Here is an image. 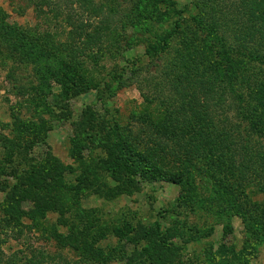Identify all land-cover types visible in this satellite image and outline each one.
<instances>
[{"label": "rangeland", "instance_id": "rangeland-1", "mask_svg": "<svg viewBox=\"0 0 264 264\" xmlns=\"http://www.w3.org/2000/svg\"><path fill=\"white\" fill-rule=\"evenodd\" d=\"M12 1L0 0L6 22L29 31L36 40L34 54H42L39 45L57 58L34 57L27 69L17 62L4 65L0 59V219H10L5 207L12 205L13 187L25 177V186L17 191L20 206H13L18 210L13 220L20 217V225L0 226V264H25L26 258L33 261L27 264H34L38 250L52 258L44 264H79L80 258L70 250L59 251L54 242L44 240L34 228L39 220L28 214L36 210V201L28 200V158L34 161L30 169L33 163L44 166L49 156L56 160L49 165L56 170L54 184L61 186L47 189L49 197H43L44 206L64 203L66 209L75 202L83 220L95 211L93 217L102 219L89 227L95 226L93 232L95 229L104 236L96 245L103 255L112 249L133 247L113 236V227L124 228L128 222L138 230L141 225L156 223L178 234L169 240L175 255L173 264H264V236L216 192L214 181L194 166L196 161L184 163L187 169L180 184L164 180L118 182L111 178L109 185L119 190L102 195L94 192L99 189L95 164L108 158L104 148L110 143L102 129L110 122L125 126L134 120V114L142 117L147 107L155 112L171 96V75L166 79L163 72H177L176 60L183 54L178 39L185 30L196 31L189 12L193 11L191 0H163L159 10L170 17L162 23L152 21L140 8L135 11L132 0H42L41 17L35 8L41 0ZM97 7L104 9L109 24L102 22L104 16L97 18ZM177 11H182V28L171 36L173 23L179 18ZM82 26L91 34L106 31L105 40L95 36L87 42L83 37L77 40L75 51L65 50L64 42ZM155 34L170 39L165 43ZM244 64L239 85L249 83L252 76L263 78L264 64L252 60ZM12 67L16 84L8 77ZM132 68L139 69L138 78L131 77ZM111 75L121 77L113 80ZM153 80H162L164 88L155 89ZM21 84L33 87L35 97L22 94L18 89ZM133 125L136 132L141 127L140 123ZM8 145L12 148L7 149ZM173 168L172 173H179L178 164ZM250 186L248 197L253 204L263 206L264 193H255V184ZM47 216V225L59 223L57 213ZM71 219L79 224L81 217L73 215ZM59 230L67 233L65 227L59 226ZM90 264L99 263L92 260ZM102 264L123 262L107 260Z\"/></svg>", "mask_w": 264, "mask_h": 264}, {"label": "trees", "instance_id": "trees-1", "mask_svg": "<svg viewBox=\"0 0 264 264\" xmlns=\"http://www.w3.org/2000/svg\"><path fill=\"white\" fill-rule=\"evenodd\" d=\"M162 2L132 0V6L135 11L137 8L142 9L152 21L162 23L170 17L168 12L159 10L158 6ZM191 4L193 11L189 12L198 32L185 30L178 39L183 54L176 60L179 64L177 72H163L166 79L171 75L168 86L171 96L164 103L161 102L155 112L147 107L142 117L134 114V120L125 126L110 122L102 129L101 132L106 134L110 143L104 144L108 158H99L101 160L95 164L99 189L94 192L102 195L119 190L109 185L108 179L111 178L118 182H124V179L127 182L164 180L180 184L187 169L184 163L192 165L196 161L198 165L194 166L214 181L216 192L238 211L237 214L245 222L264 236V205L253 204L247 191L252 188L250 185L255 184V193H264V141H261L264 138V75L263 78L254 79L252 76L248 79L249 83L243 85L238 83L245 60L264 64V0H191ZM35 8L37 16L41 17L44 13L43 1L35 3ZM95 14L97 18L104 16L102 22L109 24L102 7L95 8ZM181 14L182 11H177L179 18L173 23L174 30L169 33L171 36L182 28ZM78 30L79 33H71L64 42L65 50L75 51L77 40L83 37L87 42L95 36L96 40L102 38L104 41L107 33L96 30L91 34L84 31L83 26L78 27ZM155 36L165 43L170 39V36ZM32 38L29 31L20 25L7 23L6 14L0 7L2 64L17 62L27 69L28 61L34 57L57 58L49 51L44 52L39 45L42 54H34L32 50L36 40ZM14 69L12 67L8 77L16 84ZM130 72L131 77L140 76L138 68H132ZM120 77L111 75L113 80ZM153 85L157 90L164 88L162 80L154 81ZM19 88L25 96H34L33 87L21 84ZM201 121L203 127L200 126ZM134 123L141 124V127L136 126L140 127L137 132L134 131ZM244 123H248L249 127ZM10 148L8 145L7 149ZM54 161L55 158L49 156L44 166L33 163L34 167L29 169L34 161L28 158V200L32 198L36 201V210L31 209L28 214L39 220L34 228L44 240L54 242L59 251L70 250L80 258L79 264H90L92 260H97L99 264L107 260L121 261L123 264L174 263L175 255L169 240L178 234L164 230L162 225H141L136 230L127 222L124 228L113 227L111 234L118 237L120 242L127 240L133 247L130 250L122 247L112 249L103 255L96 245L104 236L96 233L95 229L93 232L95 226L89 227L102 219L98 215L93 217L95 211L87 220H83L75 202L66 209L63 208L64 203L57 207L48 204L44 206L43 197H49L47 189L57 190L61 186L57 182L54 184L56 170L49 167ZM175 163L178 164L179 173L170 170ZM42 172L44 174H40ZM23 178L20 177L18 184L13 187L12 197L15 198L12 199V205H6L4 210L10 219L1 218V227H5L6 223L12 227L20 225V217L13 220L16 218L15 213H18L13 206H20L17 191L25 186ZM52 212L59 216L57 226L45 223L47 215ZM73 215L80 216L82 224H74L71 219ZM59 226L65 227L67 233L61 232ZM37 254L38 259L34 264H44L52 259L48 252L38 250ZM105 255L107 257L98 259ZM24 262L27 264L33 261L26 258Z\"/></svg>", "mask_w": 264, "mask_h": 264}]
</instances>
